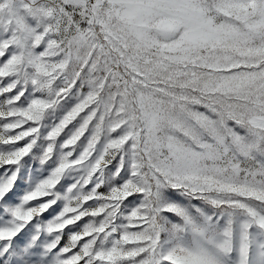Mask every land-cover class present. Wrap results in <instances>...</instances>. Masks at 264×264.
<instances>
[{
    "label": "snow or ice",
    "instance_id": "snow-or-ice-1",
    "mask_svg": "<svg viewBox=\"0 0 264 264\" xmlns=\"http://www.w3.org/2000/svg\"><path fill=\"white\" fill-rule=\"evenodd\" d=\"M0 264H264V0H0Z\"/></svg>",
    "mask_w": 264,
    "mask_h": 264
},
{
    "label": "rangeland",
    "instance_id": "rangeland-1",
    "mask_svg": "<svg viewBox=\"0 0 264 264\" xmlns=\"http://www.w3.org/2000/svg\"><path fill=\"white\" fill-rule=\"evenodd\" d=\"M46 123H47V121H46ZM34 151H35V149H34ZM25 159L28 160L29 157H26ZM31 166H32V168H37V167H39V162L38 161H33V162H31ZM46 174L47 173H45V175ZM71 175L75 176L76 174L72 173ZM39 178H43V177L41 176ZM70 182H71L70 180L62 181V183H65V185H67V183H70ZM175 198L181 203H185V204L188 203L187 198H185V197H181V196L177 195ZM59 203H62V202H59ZM193 203H196V202H193ZM203 207H204V211H206V212H210L211 211V209H209L207 206H203ZM233 258H235V253H233Z\"/></svg>",
    "mask_w": 264,
    "mask_h": 264
}]
</instances>
